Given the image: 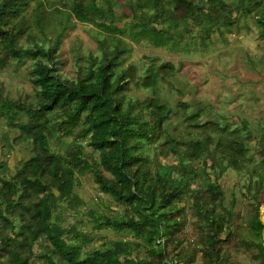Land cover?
Instances as JSON below:
<instances>
[{
	"label": "trees",
	"instance_id": "1",
	"mask_svg": "<svg viewBox=\"0 0 264 264\" xmlns=\"http://www.w3.org/2000/svg\"><path fill=\"white\" fill-rule=\"evenodd\" d=\"M33 1L0 0V66L11 58H32L35 88L30 102L0 97V117L19 130L14 142L26 144L30 153L17 158L14 169L0 159V264H194L198 252L203 264H229L237 199L225 204L219 183L229 168L248 178L245 194L255 208L249 236L241 242L256 264H264L259 209L264 204V125L257 134L245 119L233 127L213 119L202 103L196 113L189 111L188 101L163 98L166 89L174 94L175 66L151 63L140 75L134 62L125 66L132 47L112 37L131 29L136 42L179 45L198 25L204 46L214 32H231L241 15L253 13L263 38L264 0H239L234 7L227 0H65L66 20L92 22L104 34L98 52H78L73 77L60 70L65 61L58 53L59 35L48 47L20 43L29 28L14 19ZM41 4L37 1V7ZM133 90L148 94L133 96ZM253 151L261 156L262 169L252 164ZM160 155L177 163H164ZM210 156L214 178L193 187L196 164L201 160L207 167ZM87 174L99 196L125 205L113 210L106 204L113 214L91 211L95 230L120 235L101 246L92 245L95 235L77 224L63 225L65 204L72 209L84 205L76 187L78 176ZM187 204L204 230L194 249L183 246Z\"/></svg>",
	"mask_w": 264,
	"mask_h": 264
},
{
	"label": "rangeland",
	"instance_id": "2",
	"mask_svg": "<svg viewBox=\"0 0 264 264\" xmlns=\"http://www.w3.org/2000/svg\"><path fill=\"white\" fill-rule=\"evenodd\" d=\"M37 1L42 4L41 9L36 10ZM239 0H227L234 7ZM246 2V0H240ZM166 6V3L164 4ZM65 0H35L32 6L15 18V22L24 21L28 26L29 36L20 38V43L33 48L34 44L44 42L48 47L58 35L61 44L59 55L65 63L61 66V72L66 76L73 77L76 74V57L78 52L87 56L89 51H97L98 40L104 34L89 21H79L76 17L66 20ZM44 8V10L42 9ZM61 9V12H58ZM119 10V4L116 5ZM38 20L40 21L38 23ZM192 35L182 40L179 45L168 44L163 47H155L147 40L136 42L130 36L131 29L119 36H113L114 40L132 47L129 62H134L142 69L164 61H170L176 68L177 76L171 81L174 94L164 91L163 98L170 101L184 100L190 102V112H198L197 103L207 107L213 119L220 123L227 122L233 127L242 126V120H247L250 129L260 132L259 128L264 125V37L259 35L258 24L253 13L247 17L242 15L238 24L232 26V31L224 30L221 34L218 30L212 34L210 40L203 46L199 37L198 25L194 27ZM224 29V27H223ZM35 39L32 41L30 37ZM0 51V57L2 56ZM153 58V60H151ZM156 60H155V59ZM33 59L23 62L11 58L3 67L0 66V97L30 102L35 99V88L32 83L31 69ZM144 68V69H145ZM145 71V70H144ZM176 90H182L179 93ZM172 91V92H173ZM133 96L144 97L146 90H133ZM167 94V95H166ZM197 104V105H196ZM26 119L25 115L21 116ZM19 135L16 128H8L5 119L0 117V159L10 163L12 169L17 165V158L30 153L26 144H16L15 138ZM71 141L70 137L65 139ZM160 145V144H159ZM164 163H177V159L171 156L160 155ZM253 165L262 169L261 156L255 151L250 153ZM215 161L213 156L208 157L207 167L200 160L196 164V182L201 183L205 178L214 174L209 166ZM1 173V171H0ZM248 178L244 172L229 168L219 179V183L225 190L228 204L233 198L237 199L233 207V242L229 264H256L252 260V252L247 245L243 244L242 238L249 236V215L254 213L255 203L246 193ZM77 194L84 201V205L77 209H61L64 216L63 225L71 227L77 224L80 230L95 235L92 245L101 246L108 239L119 238L120 235L110 229L95 230V216L101 213L113 214V210H123L125 205L119 204L111 196L102 194L99 196L98 185L91 175L78 176ZM110 203L109 208L106 204ZM185 203L182 201L180 206ZM262 204L260 206V219L262 217ZM187 226L183 246L194 249L199 247L203 229L200 228L198 218L193 214L190 204L186 206ZM131 237H128V239ZM143 253L145 250L143 249ZM142 255V253H141ZM201 252L197 253L194 264H203ZM183 264V263H179Z\"/></svg>",
	"mask_w": 264,
	"mask_h": 264
},
{
	"label": "bare ground",
	"instance_id": "3",
	"mask_svg": "<svg viewBox=\"0 0 264 264\" xmlns=\"http://www.w3.org/2000/svg\"><path fill=\"white\" fill-rule=\"evenodd\" d=\"M262 217L264 219V206H262Z\"/></svg>",
	"mask_w": 264,
	"mask_h": 264
}]
</instances>
